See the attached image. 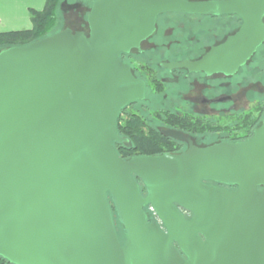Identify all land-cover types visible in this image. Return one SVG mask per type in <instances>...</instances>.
Segmentation results:
<instances>
[{
    "label": "water",
    "instance_id": "obj_1",
    "mask_svg": "<svg viewBox=\"0 0 264 264\" xmlns=\"http://www.w3.org/2000/svg\"><path fill=\"white\" fill-rule=\"evenodd\" d=\"M91 1L89 34L67 27L0 50V257L264 264V115L243 142L129 159L114 144L127 141L122 110L145 92L120 54L154 33L159 15H238L240 28L199 59L166 64L233 74L264 44V0Z\"/></svg>",
    "mask_w": 264,
    "mask_h": 264
},
{
    "label": "flooded vegetation",
    "instance_id": "obj_2",
    "mask_svg": "<svg viewBox=\"0 0 264 264\" xmlns=\"http://www.w3.org/2000/svg\"><path fill=\"white\" fill-rule=\"evenodd\" d=\"M89 1L92 6V1ZM171 14L181 15L183 23L172 26L171 22L165 18ZM242 23L243 20L234 14L210 16L166 13L159 15L155 32L142 41L140 47L120 54V59L132 68L136 79L134 85L139 87L143 83L145 89L144 97L129 103L122 110L120 117L135 106L139 110L145 107L157 108L158 112L155 115L160 120V124L153 129L171 140L179 152L186 150L190 144L205 147L219 142L248 140L260 124L252 129L250 135L248 114L239 115L238 110L250 107L249 93L256 89L253 85L249 86V83L264 82V73L259 79H255L253 74L255 68L252 62L264 44L258 47L253 57L233 74H208L202 71H190L186 67L170 68L166 65L199 59L211 47L222 43L229 35L234 34ZM82 31L89 34L88 27ZM141 56L144 60L140 59ZM259 86L260 84L258 88ZM170 87L174 88L171 92ZM257 91L262 94L264 88L261 87ZM156 96L161 99L155 101ZM259 107L262 105L257 108ZM139 117V111L133 112V118L139 121ZM225 119L233 120L230 121L232 124L223 122ZM168 130L179 131L184 139L176 140L167 136L165 132ZM213 184L225 187L217 183ZM183 211L192 216V213Z\"/></svg>",
    "mask_w": 264,
    "mask_h": 264
},
{
    "label": "trees",
    "instance_id": "obj_3",
    "mask_svg": "<svg viewBox=\"0 0 264 264\" xmlns=\"http://www.w3.org/2000/svg\"><path fill=\"white\" fill-rule=\"evenodd\" d=\"M62 2L63 0H47L43 10L31 9L30 14L32 27L30 29L0 32V50L13 46L25 45L61 30H54L53 27L56 24L58 9ZM260 49L264 50V45H262ZM256 111V115L251 113L248 114L247 122L250 127V135L252 134V129L255 126H258L261 122L264 115V106L257 108ZM120 118L121 117H119L118 121V131L120 136L126 138L127 141L115 142L114 144L116 145L117 152L124 159H129L135 155L150 156L158 155L163 152H179V150L175 147V144L171 140L167 139L163 134L155 132L152 129H150V132L146 133L143 131L142 124L133 117H130L126 123L122 125ZM135 178L140 182L139 178ZM140 184L143 194L146 195L144 185L142 183ZM150 207V205L146 206L145 211L147 212L149 221H153L154 219L151 218L149 214ZM112 208H114L113 204ZM185 215L187 218L192 217L191 215H187V213H185ZM117 231L123 244L125 241L123 228L118 226ZM0 264L13 263L0 257Z\"/></svg>",
    "mask_w": 264,
    "mask_h": 264
},
{
    "label": "rangeland",
    "instance_id": "obj_4",
    "mask_svg": "<svg viewBox=\"0 0 264 264\" xmlns=\"http://www.w3.org/2000/svg\"><path fill=\"white\" fill-rule=\"evenodd\" d=\"M90 8H91V3L89 0H63L61 5L59 6L58 13H57V21L53 29L58 30V29H64V28L69 27V28H72L73 30H85L88 27L87 17H88ZM165 18H167L171 22L172 26H177L179 24H182L184 21L181 15H175V14H171ZM140 59L144 60L142 56L140 57ZM252 62L255 68L253 72V74L255 75L254 77L255 79H259V77H261V75H263L264 73V50L260 49L258 53L256 54L255 58L252 60ZM249 84H250L249 86L253 85V87L256 90L254 92L249 93L250 107L245 110L244 108H241L238 110L239 115H242V116H246V114H250V113L253 115H256L257 107L260 105L264 106V92L260 94L257 91V89L261 87L264 88V82H250ZM259 84L260 86L258 88ZM173 89L174 88L170 87V92ZM159 99L161 98H159V96H156L154 100L159 101ZM135 111L140 112V117L138 118V120L142 124L143 131H145L146 133L150 132V129L157 128V124H160V120L155 115V113L158 112L157 108H154V107L146 108L145 107L144 109L139 110L137 106L131 107L130 109H128L126 113H124V115L121 116L120 118L121 124L124 125L130 117H133V112ZM227 119L223 120V122L231 123L230 121H233V120H227ZM113 212H114V220L116 223V227L118 226L122 227L114 208H113ZM149 214L151 218H153L154 220H158L157 215H155V212L151 209V207L149 208Z\"/></svg>",
    "mask_w": 264,
    "mask_h": 264
},
{
    "label": "crops",
    "instance_id": "obj_5",
    "mask_svg": "<svg viewBox=\"0 0 264 264\" xmlns=\"http://www.w3.org/2000/svg\"><path fill=\"white\" fill-rule=\"evenodd\" d=\"M47 0H0V32L30 29V10H43Z\"/></svg>",
    "mask_w": 264,
    "mask_h": 264
},
{
    "label": "built area",
    "instance_id": "obj_6",
    "mask_svg": "<svg viewBox=\"0 0 264 264\" xmlns=\"http://www.w3.org/2000/svg\"><path fill=\"white\" fill-rule=\"evenodd\" d=\"M152 209V208H151ZM153 210V209H152ZM154 211V210H153Z\"/></svg>",
    "mask_w": 264,
    "mask_h": 264
}]
</instances>
